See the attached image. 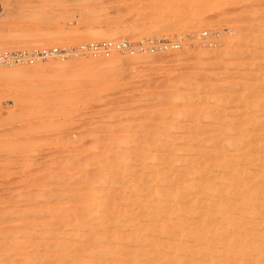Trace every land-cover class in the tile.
I'll return each instance as SVG.
<instances>
[{"label":"rangeland","instance_id":"obj_1","mask_svg":"<svg viewBox=\"0 0 264 264\" xmlns=\"http://www.w3.org/2000/svg\"><path fill=\"white\" fill-rule=\"evenodd\" d=\"M0 6V57L69 52L0 64V264H264V200L254 212L229 213L191 211L189 202L177 212L168 202L156 214L144 204L151 187L173 184L190 202L207 182L228 190L231 181L221 178L233 168L250 169L242 184L261 183L254 176L264 158L246 159L258 145L250 134L264 129V0H0ZM204 31L216 45L200 39ZM155 38L180 48L108 56L79 50ZM226 135L244 136L251 146L231 148ZM186 182L194 186L189 191Z\"/></svg>","mask_w":264,"mask_h":264},{"label":"bare ground","instance_id":"obj_2","mask_svg":"<svg viewBox=\"0 0 264 264\" xmlns=\"http://www.w3.org/2000/svg\"><path fill=\"white\" fill-rule=\"evenodd\" d=\"M45 7V5L43 4L40 8L42 9V8H44ZM45 9V8H44ZM44 9H42V10H40V12L42 11V12H45V11H43ZM39 10V9H38ZM39 12V11H38ZM8 52L7 51H3L2 52V54H7ZM21 71V70H20ZM23 73V71L21 72V74ZM262 98H263V95H262ZM261 115V114H260ZM254 117V116H253ZM250 118V117H249ZM259 119V118H258ZM217 120V119H216ZM257 120V119H256ZM255 120V121H256ZM248 123V122H247ZM231 124V123H230ZM259 129V128H258ZM225 130V129H224ZM243 131V130H242ZM257 131H259V132H261V133H259V134H257L256 136L255 135H253L254 133H252V134H250L251 136H250V138L252 137L254 140H256V142L258 143V145H260V146H258L257 145V147H255V146H252V147H250V149L248 148L249 147V145L251 146V141H245L244 140V136H239L238 138H236V137H234L233 135H232V137H231V135H229V136H227V137H225V142L223 141V140H221V139H219V140H221V142H224L225 144H227V145H229V147L230 146H232L231 148H233V147H235V148H245L246 146H248V147H246L247 149H249L248 151H250V152H248V155L247 156H249V157H247V161H246V163H248V164H252L253 162L255 163V162H257L258 160L260 161V159L261 158H264V153L261 155V148L262 147H264V129L263 130H257ZM215 132V131H214ZM211 133H213V132H211ZM227 133V132H226ZM229 133V132H228ZM215 134V133H214ZM230 134V133H229ZM204 135V134H203ZM212 135V134H211ZM235 135V134H234ZM239 135V134H238ZM246 135V134H245ZM247 135H248V133H247ZM255 136V137H253V136ZM201 136V135H200ZM202 137V136H201ZM203 137H205V136H203ZM213 137V139H214V137H215V135L214 136H212ZM218 137V136H217ZM247 139H248V137L247 136H245ZM200 138V137H199ZM211 138V137H210ZM251 138V139H252ZM212 139V138H211ZM223 139V138H222ZM213 141V140H212ZM216 141H217V139H216ZM209 142V141H208ZM197 143V142H196ZM207 143V142H206ZM217 143V142H216ZM205 144V143H204ZM207 145V144H206ZM220 145V144H219ZM254 145V144H253ZM216 147H217V145H216ZM215 147V148H216ZM228 147V146H227ZM211 148V147H210ZM220 148V147H219ZM221 148H223V147H221ZM230 148V149H231ZM207 149V148H206ZM212 150V149H211ZM216 150V149H215ZM219 150H221V153H224V152H226V151H223L222 149H219ZM264 150V149H263ZM262 150V151H263ZM213 151V150H212ZM223 151V152H222ZM236 151V150H235ZM235 151H234V153H235ZM203 152V151H202ZM214 152V151H213ZM212 152V153H213ZM216 152V151H215ZM217 152H218V150H217ZM220 152V151H219ZM237 152H239V151H236V153ZM204 153V152H203ZM202 153V154H203ZM207 153H209V152H207ZM221 153H218V154H220V155H222ZM233 153V154H234ZM218 154H214V156L215 155H218ZM238 155L240 154V153H237ZM219 155V156H220ZM230 155V154H229ZM228 154H227V156H229ZM255 156V155H259V157H260V159H257V158H259V157H257L256 159L257 160H254V158L252 157V156ZM199 156V155H198ZM203 156H205V155H203ZM224 156H226V154L224 155ZM230 156H233V155H230ZM236 156V155H235ZM217 157V156H216ZM215 157V158H216ZM222 157V156H221ZM234 157V156H233ZM203 158V157H202ZM226 159L228 158V157H225ZM206 159H207V157H206ZM217 160L219 159L220 160V157L219 158H216ZM225 159V160H226ZM229 159V158H228ZM227 159V160H228ZM230 159H232V158H230ZM234 159V158H233ZM154 160V159H153ZM167 160V159H166ZM224 160V161H225ZM226 160V162H225V164L226 165H228V166H230V163L228 162ZM223 161V162H224ZM258 161V162H259ZM214 162H216V163H213L214 165H219L220 163L219 162H221V161H219L218 162V164H217V161H214ZM257 162V163H258ZM201 163H202V161H201ZM207 163V162H206ZM253 163V164H254ZM262 163H263V160H262ZM262 163L260 164V166L262 165ZM199 164V163H198ZM205 164V163H204ZM223 164V163H222ZM224 164V165H225ZM219 166H221V165H219ZM218 166V167H219ZM238 166V165H237ZM263 166V165H262ZM200 167H202V166H200ZM209 167V166H208ZM227 167V166H226ZM161 168V167H160ZM199 168V167H198ZM203 168V167H202ZM205 168H207V166L206 167H204V169ZM228 168V167H227ZM197 169V168H196ZM201 169V168H200ZM200 169H199V171H200ZM260 169V168H259ZM258 169V170H259ZM159 170V169H158ZM157 170V171H158ZM203 170V169H202ZM249 170L250 169H248V168H245V169H236V168H233V174L232 175H230L229 177H225V178H221V183H225V182H227V181H231V183L229 182V189L228 190H222L221 188V190L219 189V187H217V185L215 184V183H212V182H207V183H205V185L202 187L203 188V191H204V194H202V196H200V194H199V196L198 197H196L195 199H193L191 202H193V203H191L190 201H187V199L189 198H187V196H188V194H186L185 192V190H181V189H178V188H176L175 187V185L173 186V184H172V186L175 188H172V186H170L171 185V183H170V187H169V190H158L159 188H152L150 185H152V184H149V186L151 187V188H147L148 190H147V200H146V202H144V204L147 206V207H149L153 212H156V214H157V212H164L165 210L167 211L168 209H167V207H166V205L167 204H169L170 203V205L171 204H174L173 206H177L176 208L174 207V209L178 212V211H182V209H187V208H190L191 209V211H199L200 212V210H202V211H210V213H211V211H214V210H218V211H222V213L223 212H243V211H245V212H254L255 210H257L258 208H260L261 207V204H262V201L264 200V168H262V169H260L261 171H258V172H260L259 173V175L258 174H255V176H254V174L253 175H251V177L253 178V176H254V179H255V177L257 176L258 177V182L260 181L261 183L259 184V183H257L258 185H256V186H253V185H251L250 183H247V184H249V185H247L246 184V182L245 183H243L242 184V182H239L238 181V179H239V177L241 178V177H244L245 175H248V174H251V173H249ZM252 170V169H251ZM156 171V170H155ZM195 171V170H194ZM198 171V172H199ZM204 171H206V170H204ZM209 171H210V169H209ZM207 172V171H206ZM215 172V171H214ZM257 173V172H256ZM186 175V174H185ZM214 175V174H213ZM243 175V176H242ZM216 176V175H215ZM221 176V175H220ZM182 177V176H181ZM183 177H184V175H183ZM256 177V178H257ZM175 178V177H174ZM185 178V177H184ZM148 179V178H147ZM205 179H209V177L206 175V178ZM242 179V178H241ZM219 180V179H218ZM255 180H257V179H255ZM183 181V183L185 182L184 181V179L182 180ZM207 181H209V180H207ZM146 182V181H145ZM149 182V181H148ZM256 182V181H255ZM254 183V182H253ZM132 184V183H131ZM186 185H185V187L188 189V188H190L191 186L192 187H194L193 186V184L191 185V184H187V182L185 183ZM228 184V183H227ZM145 185V184H144ZM143 185V186H144ZM168 185V184H167ZM179 185V184H178ZM219 185H223V184H219ZM245 185V186H244ZM247 185V186H246ZM255 185V184H254ZM260 185V186H259ZM147 186V185H146ZM244 186V187H243ZM140 187V186H139ZM179 187V186H178ZM180 187H182V185H180ZM184 187V186H183ZM185 187H184V189H185ZM134 188H135V186H134ZM170 188H171V190H170ZM143 189V188H142ZM167 189V188H166ZM186 189V190H187ZM140 190V189H139ZM190 189H188V191H189ZM136 191V190H135ZM185 191V192H184ZM201 191H202V189H201ZM145 192V191H144ZM143 192V193H144ZM202 193V192H201ZM219 194H223V195H226L225 196V200L224 201H222L221 203H218V204H216L214 201H212V198H213V196H216V195H219ZM139 195H141V194H139ZM143 195V194H142ZM192 196V195H191ZM223 197V196H222ZM135 199V198H134ZM146 199V198H145ZM223 199H224V197H223ZM222 199V200H223ZM133 200V199H132ZM141 200H142V198H141ZM190 200V199H189ZM213 200H214V198H213ZM140 201V200H139ZM143 201H145V200H143ZM170 201H173V202H170ZM136 202V201H135ZM169 202V203H168ZM188 202L190 203V206L189 207H187L186 208V204H188ZM139 206V205H138ZM145 206V207H146ZM172 206V205H171ZM144 207V206H143ZM88 208V207H87ZM170 208V207H169ZM172 208V207H171ZM116 209V208H115ZM123 210V209H122ZM128 210V209H127ZM148 210V209H147ZM134 211H137V210H134ZM169 211H171L170 209H169ZM172 211H173V208H172ZM190 211V212H191ZM86 212V211H85ZM132 212V211H131ZM174 212V211H173ZM186 212H188V211H186ZM190 212H189V214H190ZM260 212V211H259ZM89 213V212H88ZM166 213V212H165ZM170 213V212H169ZM176 213V212H175ZM182 212H180V214H181ZM183 213H185L184 211H183ZM227 213V214H228ZM258 213V212H257ZM128 214V213H127ZM147 214V213H146ZM179 214V213H178ZM192 214V213H191ZM194 214V213H193ZM221 214V213H220ZM219 214V215H220ZM225 214V213H224ZM255 214V213H254ZM121 215V214H120ZM149 215V214H148ZM160 215H162V213L160 214ZM217 215H218V213H217ZM229 215V214H228ZM258 215H259V213H258ZM122 216V215H121ZM151 216V215H150ZM155 215H153V217H154ZM175 216V215H174ZM180 216V215H179ZM188 216V215H187ZM247 216V215H246ZM8 217V216H7ZM162 216H160V218H161ZM224 217H226V215L224 216ZM232 217H233V215H232ZM235 217V216H234ZM249 217V216H248ZM247 217V218H248ZM146 218H147V216H146ZM159 218V219H160ZM216 218V217H215ZM222 218V217H221ZM240 218V217H239ZM177 219V218H176ZM179 219V218H178ZM228 219H230L229 218V216L227 217V220ZM233 218H231L230 219V221L232 220ZM237 219V218H236ZM143 220H145V219H143ZM223 220H224V218H223ZM234 220V219H233ZM232 220V221H233ZM247 220V219H246ZM125 221V220H124ZM128 221V220H127ZM157 221H158V218H157ZM178 221V220H177ZM229 221V222H230ZM231 221V222H232ZM239 221V220H238ZM237 221V222H238ZM249 221V220H248ZM75 222V221H74ZM137 222V221H136ZM150 222V221H149ZM158 222H160V220L158 221ZM217 222V221H216ZM242 222V221H241ZM263 222V221H262ZM83 223V222H82ZM138 223V222H137ZM151 223V222H150ZM164 223V222H163ZM167 223H168V221H167ZM170 223V222H169ZM203 223V222H202ZM201 223V224H202ZM208 223V222H207ZM239 223V222H238ZM72 224V223H71ZM79 224V223H78ZM117 224L119 225V222H117ZM141 224V223H140ZM205 224V223H204ZM213 224V223H212ZM232 224V223H231ZM257 224V223H256ZM263 224V223H262ZM261 224V225H262ZM34 225V224H33ZM161 225L163 226V224L161 223ZM248 225V224H247ZM246 225V226H247ZM250 225V224H249ZM83 226V225H82ZM86 226V225H85ZM133 226V225H132ZM171 226V225H170ZM184 226V225H183ZM230 226H232V225H230ZM229 226V227H230ZM235 226H237V225H235ZM63 227V226H62ZM67 227V226H66ZM80 227V226H79ZM125 227H127V226H125ZM140 227V226H139ZM149 227V226H148ZM157 227H159V226H157ZM218 227V226H217ZM233 227V226H232ZM243 227V226H242ZM90 228H92V227H90ZM145 228H147V227H145ZM164 228H166L165 226H164ZM235 228V227H234ZM153 229V228H152ZM155 229V228H154ZM173 229V228H172ZM237 229V228H236ZM212 230V229H211ZM234 230V229H233ZM165 231V230H164ZM176 231H178V230H176ZM242 231V230H241ZM93 232V231H92ZM161 232V231H160ZM179 232V231H178ZM182 232V231H181ZM248 232V231H247ZM118 233V232H117ZM167 233V232H166ZM196 233V232H195ZM195 233H192L193 235H196ZM198 233H199V231H198ZM197 233V234H198ZM252 233V232H251ZM85 234V233H84ZM121 234V233H120ZM141 234V233H140ZM144 234V233H143ZM147 234V233H146ZM158 234H160V233H158ZM200 234V233H199ZM254 234V233H253ZM87 235V234H86ZM89 235V234H88ZM113 235V234H112ZM117 235V234H116ZM125 235H126V233H125ZM162 235V234H161ZM182 235V234H181ZM193 235L192 236H190V235H187V236H190V237H193ZM208 235V234H207ZM232 235V234H231ZM94 236V235H93ZM131 236V235H130ZM129 236V237H130ZM147 236V235H146ZM157 236V235H156ZM251 236V235H250ZM253 236V235H252ZM112 237V236H111ZM139 237V236H138ZM145 237V236H144ZM196 238L198 237V236H195ZM208 237H209V235H208ZM213 237H216V235L215 236H213ZM232 237V236H231ZM89 238V237H88ZM96 238H97V236H96ZM161 238V237H160ZM167 238V237H166ZM180 238V237H179ZM178 238V239H179ZM200 238V237H199ZM227 238V237H226ZM248 238V237H247ZM256 238V237H255ZM95 239V238H94ZM130 239V238H129ZM149 239V238H148ZM183 239V238H182ZM186 239V238H185ZM220 239V238H219ZM243 239V238H242ZM257 239H259V238H257ZM261 239V238H260ZM28 240H30V239H28ZM92 240V239H91ZM135 240V239H134ZM146 240V239H145ZM157 240V239H156ZM236 240V239H235ZM248 240V239H247ZM26 241V240H25ZM147 241V240H146ZM163 241V240H162ZM165 241V240H164ZM163 241V242H164ZM186 241V240H185ZM230 241H231V239H230ZM242 241V240H241ZM172 242V241H171ZM197 242H199V241H197ZM254 242V241H253ZM95 243V242H94ZM116 243V242H115ZM145 243V242H144ZM149 243V242H148ZM148 243H146V244H148ZM161 243V242H160ZM165 243V242H164ZM179 243V242H178ZM212 243V242H211ZM252 243V242H251ZM255 243V242H254ZM262 243V242H261ZM93 244V243H92ZM134 244V243H133ZM167 244V243H166ZM169 244V243H168ZM172 244V243H171ZM186 244V243H185ZM189 244V243H188ZM193 244V243H192ZM194 244H196V243H194ZM227 244L229 245V243L227 242ZM236 244H238L237 242H236ZM236 244H234V245H236ZM250 244V243H249ZM23 245V244H22ZM173 245V244H172ZM178 245V244H177ZM206 245H207V243H206ZM4 246V245H3ZM116 246V245H115ZM118 246H121V245H118ZM162 246V245H161ZM176 246V245H175ZM210 246V245H209ZM232 246V245H231ZM230 246V247H231ZM238 246V245H237ZM148 247V246H147ZM180 247V246H179ZM192 247V246H191ZM206 247V246H205ZM220 247V246H219ZM88 248V247H87ZM120 248V247H119ZM124 248V247H123ZM136 248V247H135ZM141 248V247H140ZM163 248V247H162ZM169 248V247H168ZM170 248H172V247H170ZM226 248V247H225ZM233 248V247H232ZM92 249V248H91ZM157 249V248H156ZM176 249V248H175ZM180 249V248H179ZM194 249V248H193ZM205 249V248H204ZM208 249V248H207ZM249 248H247V250H248ZM133 250V249H132ZM138 250V249H137ZM165 250V249H164ZM169 250H171V249H169ZM189 250V249H188ZM192 250V249H191ZM203 250V249H202ZM241 250V249H240ZM250 250H252V249H250ZM152 251V250H151ZM173 251H177V250H173ZM190 251V250H189ZM210 251V250H209ZM239 251V250H238ZM261 251V250H260ZM149 252V251H148ZM156 252H157V250H156ZM196 252H198L197 250H196ZM219 252V251H218ZM88 253V252H87ZM159 253V252H158ZM166 253V252H165ZM194 253V252H193ZM241 253V252H240ZM252 253H253V250H252ZM257 253V252H256ZM260 253V252H259ZM114 254V253H113ZM123 254V253H122ZM162 254H163V252H162ZM179 254V253H178ZM177 254V255H178ZM188 254V253H187ZM200 254H201V252H200ZM203 254V253H202ZM201 254V255H202ZM254 254V253H253ZM91 255V254H90ZM199 254H197V256H198ZM209 255V254H208ZM236 255H237V253H236ZM262 255V254H261ZM115 256V255H114ZM113 256V257H114ZM141 256V255H140ZM153 256V255H152ZM169 256V255H168ZM206 256V255H205ZM244 256V255H243ZM45 257V256H44ZM142 257V256H141ZM140 257V258H141ZM160 257V256H159ZM189 257V256H188ZM187 257V258H188ZM233 257V256H232ZM48 258V257H47ZM139 258V259H140ZM162 258H164V255H163V257ZM196 258V257H195ZM137 259H138V257H137ZM176 259V258H175ZM30 260V259H29ZM86 260V259H85ZM128 260V259H127ZM179 260V259H178ZM209 260V259H208ZM212 260V259H211ZM153 261V260H152ZM159 261H160V259H159ZM177 261V260H176ZM187 261V260H186ZM215 261V260H214ZM225 261V260H224ZM240 261V260H239ZM26 262H28V261H26ZM75 262H77V261H75ZM83 262V261H82ZM119 262V261H118ZM210 262V261H209ZM216 262V261H215ZM223 262V261H222ZM255 262V261H254ZM259 262V261H258ZM45 263V262H44ZM81 263V262H80ZM136 263V262H135ZM156 263V262H155ZM174 263V262H173ZM177 263V262H176ZM198 263V262H197ZM196 263V264H197ZM201 263V262H200ZM204 263V262H203ZM229 263H230V260H229ZM241 263V262H240ZM264 263V262H263ZM97 264V263H96ZM98 264H99V262H98ZM115 264V263H114ZM134 264V263H133ZM166 264H168V263H166ZM213 264V263H212ZM235 264V263H234ZM243 264V263H242ZM259 264V263H258Z\"/></svg>","mask_w":264,"mask_h":264},{"label":"built area","instance_id":"obj_3","mask_svg":"<svg viewBox=\"0 0 264 264\" xmlns=\"http://www.w3.org/2000/svg\"><path fill=\"white\" fill-rule=\"evenodd\" d=\"M1 9V6H0ZM211 33L204 31L199 37L204 40L209 47L216 45L217 42L211 37ZM180 48L176 42H172L165 38H155L146 40L145 42H130L128 40L119 41H103L99 43H92L82 45L80 51L83 53H90L93 55H110L112 53L119 54H142V53H158L167 50H174ZM68 51H62L58 48H43L40 50H23L13 52L11 54H3L0 57V64H33L37 61H42L48 58H55L58 56L66 57Z\"/></svg>","mask_w":264,"mask_h":264}]
</instances>
